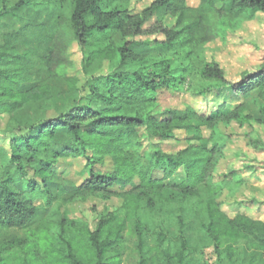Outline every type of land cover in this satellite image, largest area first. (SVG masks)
<instances>
[{
    "label": "trees",
    "instance_id": "16d2710c",
    "mask_svg": "<svg viewBox=\"0 0 264 264\" xmlns=\"http://www.w3.org/2000/svg\"><path fill=\"white\" fill-rule=\"evenodd\" d=\"M65 1L0 0V15ZM70 1L71 12L58 16L53 33L46 23L26 22L1 34L0 229H23L25 236L0 243V264H121L125 238L122 223L115 221L125 213L133 219L136 264H264V220L242 212L230 216L216 200L224 185L245 179L229 169L213 182L229 137L217 133L221 122L250 127L247 144L264 150L254 131L255 125L264 126V55L258 68L242 72L236 81L203 55L228 19L264 13V0H196L195 5L151 0L139 12L131 9L132 0ZM21 38L36 49L21 52ZM74 45L80 53V88L79 77L69 72ZM153 45L183 54L188 76L175 75L167 59L124 69L139 59V48ZM39 68L78 97L60 115L24 127L14 112L51 90L48 83L28 85L30 72ZM161 90L201 97L207 109L161 108ZM251 92L261 102L259 117L246 110ZM60 130L69 138L56 144ZM178 131L185 145L164 150L162 143L178 139ZM106 163L109 169L102 170ZM59 177L67 184L53 192L50 187ZM63 199L69 204L91 200L93 219L46 217L31 225L39 211ZM175 205L173 231L145 220V213L162 214ZM186 206L198 220L193 241L185 235Z\"/></svg>",
    "mask_w": 264,
    "mask_h": 264
},
{
    "label": "rangeland",
    "instance_id": "374dc122",
    "mask_svg": "<svg viewBox=\"0 0 264 264\" xmlns=\"http://www.w3.org/2000/svg\"><path fill=\"white\" fill-rule=\"evenodd\" d=\"M151 0H132L131 9L133 12H139L147 6ZM190 5H195L196 0H187ZM1 6V5H0ZM72 9V2L66 0L62 5H39L25 6L14 11L0 15V39L1 34L14 27L20 26L26 22H43L48 26L50 33H53L58 16H68ZM158 15L161 18L163 9L160 8ZM227 23V22H226ZM161 38V36H154ZM18 49L22 51L35 50L36 46L28 39H20L17 44ZM139 59L131 62L124 69L135 70L148 66L154 61L167 59L173 69L175 75H186L189 73V64L182 55L166 51L164 48L153 45L150 47H142L138 50ZM204 57L207 60L217 61L223 67L226 77L229 80H237L242 72L251 71L261 65L264 55V13L254 12L251 18L242 21L229 20L223 26V30L219 32V36L208 43L205 47ZM71 59L74 62L73 67L69 69L72 75L79 77L77 87L83 85L80 77V53L76 45L72 46ZM32 80L28 84L50 85V93L46 98L40 100H32L26 103L22 108L15 111V116L19 124L28 127L42 119L51 118L60 115L74 106L78 93L68 90L64 81L52 80L46 75L42 68L33 69L31 72ZM158 103L161 108H178L182 109L185 105H192L200 110L207 109V103L201 97H193L187 92L161 90L158 93ZM261 102L255 92H251L246 96V110L254 117H259V106ZM5 123V117H0V129ZM250 127L238 125L234 121L221 122L217 127V133L229 135L225 155L218 162V168L215 172L213 182L219 183L223 178V174L229 169L237 170L238 174L243 177V184H227L217 194L216 200L221 202L222 209L233 216L236 212H242L253 218L264 220V150H257L247 144L246 133H249ZM254 131L264 143V126L255 125ZM178 139L165 141L161 147L167 151H174L185 145L182 137V131L176 132ZM68 134L60 130L56 134L55 143L63 144L68 141ZM252 165L248 169L245 164ZM77 169V165L70 169ZM109 169V164H104L102 170ZM67 184L60 177L55 181V186L50 187L51 191H55L56 185L62 186ZM118 187V186H117ZM123 191V188H118ZM66 198V194L63 195ZM254 198L258 202H250ZM62 199V198H61ZM91 200L81 204H69L64 201H56L52 206L45 210L39 211L31 225L42 218H51L56 221L61 218L75 219L79 216H86L93 219L94 212L90 210ZM98 204L102 205L99 200ZM111 209L113 206L108 205ZM101 207L98 206L97 209ZM162 214L145 213V220L150 225L160 224L173 231L176 227V214L179 213L178 206L163 208ZM185 223V235L193 241L197 237L196 229L198 220L189 206H186L182 213ZM202 215V214H201ZM203 217V215H202ZM132 215L123 214L117 217L115 223H122L123 235L125 243L120 250L121 264H136L138 254L136 250L137 238L134 233L132 223ZM25 236V230L19 228L0 229V243L7 240H14ZM208 256L211 258V250H207Z\"/></svg>",
    "mask_w": 264,
    "mask_h": 264
}]
</instances>
